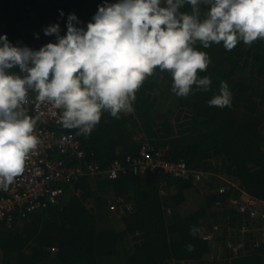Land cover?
Returning <instances> with one entry per match:
<instances>
[{"label":"trees","instance_id":"16d2710c","mask_svg":"<svg viewBox=\"0 0 264 264\" xmlns=\"http://www.w3.org/2000/svg\"><path fill=\"white\" fill-rule=\"evenodd\" d=\"M106 2L115 0H0V35L39 49L55 40L44 34L45 27L59 23L60 34H66L67 16L73 12L79 26L86 27ZM196 47L211 58L205 71L198 70V78L211 79L208 91L193 85L189 95L177 96L171 73L157 68L137 90L131 111L119 118L103 112L88 135L62 129L73 132L103 167L137 154L140 141L134 137L139 132L166 159L185 160L193 169L212 173L210 180L194 184L159 169L142 175L124 170L116 178L82 176L56 204L17 219L12 227L0 220V264L202 262L212 248L213 264H264V241L257 243L252 232L243 240L252 251L231 259L221 253L225 242L209 243L200 235L225 218L236 222L242 217L227 205L239 190L230 186L220 192L216 173L264 199V39L250 45L240 41L231 50L222 42ZM221 82L232 93L231 105L223 108L208 103L219 94ZM201 191L196 207L187 209L188 195ZM217 201L223 206L216 207ZM193 226L200 229L196 235Z\"/></svg>","mask_w":264,"mask_h":264},{"label":"clouds","instance_id":"9594fccd","mask_svg":"<svg viewBox=\"0 0 264 264\" xmlns=\"http://www.w3.org/2000/svg\"><path fill=\"white\" fill-rule=\"evenodd\" d=\"M185 5L191 10L182 11ZM79 25L73 12L66 34L59 23L45 27L55 40L39 49L0 35V190L24 171L40 143L36 121L24 108L29 91L38 103L61 110L64 128L83 135L103 112L119 118L131 111L137 90L157 68L171 73L177 96L189 95L193 85L208 91L211 79L198 78V70L205 71L211 58L197 43L208 48L222 42L231 50L240 41L264 39V0H115L100 5L86 27ZM231 102L227 82L208 101L221 108ZM199 230L193 226L191 232Z\"/></svg>","mask_w":264,"mask_h":264},{"label":"built area","instance_id":"2783aa9c","mask_svg":"<svg viewBox=\"0 0 264 264\" xmlns=\"http://www.w3.org/2000/svg\"><path fill=\"white\" fill-rule=\"evenodd\" d=\"M35 97L36 93L29 91V102L24 108L26 114L36 121L34 131L40 143L29 154L24 171L7 190H0V220L9 227L17 219L22 221L32 212L56 204L67 188H73L75 182L85 175L92 179L97 176L116 178L124 170L142 175L148 170L159 169L163 174L190 180L194 184L208 181L213 175L208 171L193 169L185 160L166 159L164 151L156 150L144 137L140 140L137 154H128L123 160L115 159L103 167L91 158L73 132L63 131L59 119L61 110L40 104ZM230 186L236 187L239 193L230 196L227 205L232 209L231 212L242 217H236V222L225 218L200 234L209 243H215L217 239L225 242L221 253L224 251L229 259L252 251L244 246L243 240L249 235L248 232L255 234L257 243L264 241V199L250 194L236 183L230 182ZM219 188L220 192L225 190L224 186ZM215 205L223 206L220 201Z\"/></svg>","mask_w":264,"mask_h":264},{"label":"rangeland","instance_id":"374dc122","mask_svg":"<svg viewBox=\"0 0 264 264\" xmlns=\"http://www.w3.org/2000/svg\"><path fill=\"white\" fill-rule=\"evenodd\" d=\"M91 6V5H90ZM149 77H152L151 76H148ZM139 134V133H138ZM141 136V137H140ZM143 135H141V133L138 135V138H143L142 137ZM217 178H218V182L219 183V186L222 187L224 186L225 188H228L230 185H229V182L230 181L227 176L221 174L220 172L219 173H216L215 175ZM231 182V181H230ZM227 183V184H226ZM232 183V182H231ZM203 192L204 191H201L200 193H195L193 192L192 194H189L188 197H187V201L185 202V207H187V209L191 206H194L196 207V200L200 199L203 195ZM0 256H1V253H0ZM213 258H212V257ZM215 258V255L214 253L212 254V251L211 253L209 254V256L207 258H205L202 262H198V261H181V262H173L171 264H213L214 262H212V260ZM215 260V259H214ZM216 261V260H215ZM218 264H224V262H217Z\"/></svg>","mask_w":264,"mask_h":264},{"label":"crops","instance_id":"0c3cea01","mask_svg":"<svg viewBox=\"0 0 264 264\" xmlns=\"http://www.w3.org/2000/svg\"><path fill=\"white\" fill-rule=\"evenodd\" d=\"M138 133H139V132H136V133H135V137H134V139H135V141H138V142H139L142 138H138V135L140 134V133H139V134H138ZM141 135H143V134H141ZM140 137H141V136H140Z\"/></svg>","mask_w":264,"mask_h":264}]
</instances>
